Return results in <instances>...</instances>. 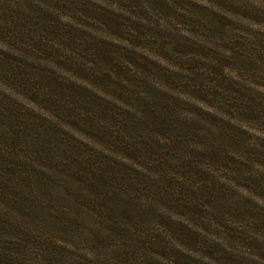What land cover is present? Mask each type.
Listing matches in <instances>:
<instances>
[{"label":"rangeland","instance_id":"1","mask_svg":"<svg viewBox=\"0 0 264 264\" xmlns=\"http://www.w3.org/2000/svg\"><path fill=\"white\" fill-rule=\"evenodd\" d=\"M264 0H0V264H264Z\"/></svg>","mask_w":264,"mask_h":264},{"label":"trees","instance_id":"2","mask_svg":"<svg viewBox=\"0 0 264 264\" xmlns=\"http://www.w3.org/2000/svg\"><path fill=\"white\" fill-rule=\"evenodd\" d=\"M245 100L243 103V113L246 119L257 118V115L262 116L264 119V101L254 105L251 100V94L248 88L245 87Z\"/></svg>","mask_w":264,"mask_h":264}]
</instances>
